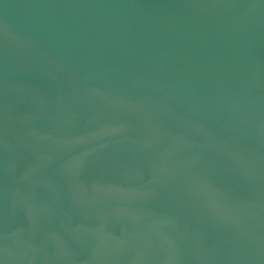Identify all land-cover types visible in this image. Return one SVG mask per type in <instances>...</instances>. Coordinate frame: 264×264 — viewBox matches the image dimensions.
I'll use <instances>...</instances> for the list:
<instances>
[{
	"label": "water",
	"instance_id": "1",
	"mask_svg": "<svg viewBox=\"0 0 264 264\" xmlns=\"http://www.w3.org/2000/svg\"><path fill=\"white\" fill-rule=\"evenodd\" d=\"M0 264H264V0H0Z\"/></svg>",
	"mask_w": 264,
	"mask_h": 264
}]
</instances>
